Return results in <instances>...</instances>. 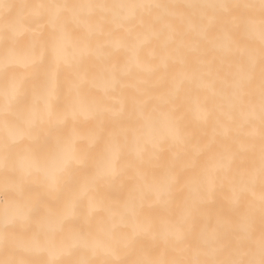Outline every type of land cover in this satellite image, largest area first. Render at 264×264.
<instances>
[{"label": "snow or ice", "instance_id": "6c2138e0", "mask_svg": "<svg viewBox=\"0 0 264 264\" xmlns=\"http://www.w3.org/2000/svg\"><path fill=\"white\" fill-rule=\"evenodd\" d=\"M0 264H264V0H0Z\"/></svg>", "mask_w": 264, "mask_h": 264}]
</instances>
